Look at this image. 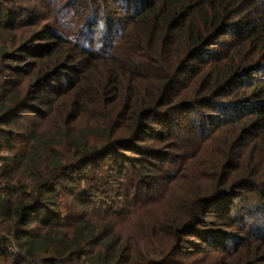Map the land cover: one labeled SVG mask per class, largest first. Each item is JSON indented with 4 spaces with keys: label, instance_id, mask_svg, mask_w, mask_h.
Returning <instances> with one entry per match:
<instances>
[{
    "label": "trees",
    "instance_id": "1",
    "mask_svg": "<svg viewBox=\"0 0 264 264\" xmlns=\"http://www.w3.org/2000/svg\"><path fill=\"white\" fill-rule=\"evenodd\" d=\"M0 264H264V0H0Z\"/></svg>",
    "mask_w": 264,
    "mask_h": 264
},
{
    "label": "rangeland",
    "instance_id": "2",
    "mask_svg": "<svg viewBox=\"0 0 264 264\" xmlns=\"http://www.w3.org/2000/svg\"><path fill=\"white\" fill-rule=\"evenodd\" d=\"M17 251V250H16Z\"/></svg>",
    "mask_w": 264,
    "mask_h": 264
}]
</instances>
